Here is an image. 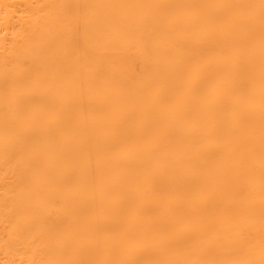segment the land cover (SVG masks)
Segmentation results:
<instances>
[{"label": "bare ground", "instance_id": "6f19581e", "mask_svg": "<svg viewBox=\"0 0 264 264\" xmlns=\"http://www.w3.org/2000/svg\"><path fill=\"white\" fill-rule=\"evenodd\" d=\"M0 264H264V0H0Z\"/></svg>", "mask_w": 264, "mask_h": 264}]
</instances>
